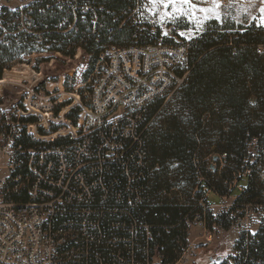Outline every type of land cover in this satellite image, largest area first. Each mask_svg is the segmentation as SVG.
Segmentation results:
<instances>
[{"label":"trees","instance_id":"16d2710c","mask_svg":"<svg viewBox=\"0 0 264 264\" xmlns=\"http://www.w3.org/2000/svg\"><path fill=\"white\" fill-rule=\"evenodd\" d=\"M133 3L134 0H36L30 16L34 27L43 33V39L38 41L22 35L19 42L0 44V92L14 80L38 81L43 73L27 64L12 66L22 62L24 55L43 48L51 54L70 58L78 50H84L90 55V72L106 46L157 43L159 32L152 34L142 29L141 35L135 37L137 26L130 20L122 24L127 16L124 11ZM84 4L91 7L85 20L81 17ZM74 7L78 17L71 28ZM95 12L98 22L93 24ZM65 19L67 23L60 27ZM169 41L165 43L173 42ZM261 45L264 46V26L255 22L248 26L236 27L226 22L222 25L217 19L211 20L190 41L188 60L178 69L180 76L186 74L184 81L167 101L162 96L148 105L140 129L143 144L135 142L124 160L109 162L102 173L101 167L94 172L104 177L108 198L104 205L100 204L105 191L102 187L96 189L97 210L92 219L100 224L102 232L91 229L96 236V241L90 244L92 252H99L103 257L120 253L127 261L117 264H131L132 256L144 262L158 246L163 262L175 263L190 244V223L196 214L204 213L200 205L204 196L200 177L212 193L222 197L233 195L235 181L244 183L245 189L237 194L229 208L216 215L212 210L206 211L207 227L211 231L214 226L229 229L236 219L246 216L249 203L264 206V50L259 51ZM79 102L75 100L76 104ZM48 104L52 107L50 99ZM63 105L66 104L54 108L55 114ZM68 108L62 110L59 118L50 113V118L43 123L48 126L51 120L65 122ZM78 113L79 108L70 110L67 120L76 125ZM20 121L36 123L38 118L28 116ZM68 126L50 137L72 133L69 128L76 130L73 125ZM57 127L51 129L56 131ZM9 129L1 117L0 132ZM39 131L46 133L42 127ZM31 132L41 137L37 129ZM67 140L59 137L43 142L28 134L26 125L19 130L15 147L21 164L16 174L21 175V180L15 182L13 177L6 184L8 200H28L32 181L29 151L60 145ZM135 148L144 153L142 164ZM215 155L217 160L213 159ZM218 162H224L222 170L211 166ZM15 184H18L17 191ZM137 195L141 199H136ZM133 226L136 235L132 234ZM122 236L129 241L117 243L115 239ZM235 249L242 251L235 264H264V224L255 233L242 232Z\"/></svg>","mask_w":264,"mask_h":264},{"label":"built area","instance_id":"2783aa9c","mask_svg":"<svg viewBox=\"0 0 264 264\" xmlns=\"http://www.w3.org/2000/svg\"><path fill=\"white\" fill-rule=\"evenodd\" d=\"M230 1L221 0V4ZM35 5L36 0H0V44L19 42L22 35L38 41L43 39V33L34 27L30 16ZM147 6V0H134L124 11L127 16L122 24L127 20L135 24V37L142 33ZM81 8V17L85 20L91 7L84 4ZM77 17L75 12L71 28ZM92 22H98L96 12ZM65 23L67 19L60 27ZM170 30L172 33L178 31L175 27ZM189 48L190 42L106 46L101 53L103 66L94 80L89 103L82 106L75 133L63 144L29 151L28 169L32 181L26 202L8 200L5 187L13 177L15 182L21 180V175L16 174L21 158L15 147L19 123L8 120L10 129L0 132V161L6 162L7 170L5 177L0 179V264H117L127 261L123 254L110 253L103 257L90 248L91 242L96 241L91 229L102 232L100 224L92 219L97 210L96 189L102 187L105 191L100 204L104 205L108 198L104 177L94 172L101 167L102 173L109 162L124 160L135 142L143 144L140 129L148 105L158 97L172 94L182 84L186 74L180 76L178 69L188 60ZM263 50L261 45L259 51ZM135 151L142 164L144 153L140 149ZM223 157L225 155L221 159ZM200 181L204 193L200 205L204 213L196 214L190 224L203 229L202 238H205L209 231L206 211L213 208L209 202L212 190L204 184L203 177ZM14 190H18V184L14 185ZM135 197L141 199L140 195ZM131 230L136 235L134 226ZM115 241L123 244L129 240L122 236ZM198 249L197 243L191 242L173 264H192ZM241 253V250L236 251L229 264H235ZM210 262L223 264L220 260ZM131 264L165 263L156 246L146 261L139 262L132 256Z\"/></svg>","mask_w":264,"mask_h":264},{"label":"rangeland","instance_id":"374dc122","mask_svg":"<svg viewBox=\"0 0 264 264\" xmlns=\"http://www.w3.org/2000/svg\"><path fill=\"white\" fill-rule=\"evenodd\" d=\"M16 2L18 3V1ZM147 2L148 6L144 11L146 22L143 25V29L152 34L159 32L157 42H170L169 40H173L171 43L190 42L206 29L207 24L211 20L215 19L214 17L210 18L199 26L194 20L183 15L178 16L175 20L165 17L162 21L159 15L160 11H163L162 6L155 12L149 11L148 9L151 8V5L149 0H147ZM192 2L197 4L198 7L209 6L210 4V0H192ZM229 4L231 7L228 6ZM261 6H264L262 5L261 0H232L228 4L222 5L220 9L221 19L218 21L220 24L226 22L227 24L236 27L248 26L252 22L261 25L260 17L264 16V13L260 12ZM168 10H171V6H169ZM196 15L200 17L203 16L199 11H197ZM171 27L177 28L178 31L172 33L170 30ZM181 32L190 34L191 38L189 39L187 35L181 36ZM165 33H167V35H165ZM21 61L22 62H16L12 68L16 64H27L31 69L41 72L43 75H40L36 82L34 80H14L3 93L0 92V119L1 117H4L6 123L8 120H11L16 124L19 123V125H17L19 130L26 125L27 133L32 135L35 139L42 140L43 142H51L59 137L69 138L71 134L75 133V130L72 128H69L68 130L72 133L59 134L53 137L50 136L67 129L69 127L68 124L76 127V125L67 120L66 114L72 109L79 108L77 122L79 121L80 113L83 112L82 106H87L89 103V94L94 80L98 71L103 66L101 55L97 60L94 69L90 72V55L84 50H78L76 55L73 58H70L61 54H51L49 51H46V48H43V51L24 55ZM87 72L89 73L85 78ZM68 94L72 97L67 98L66 95ZM47 97H49L52 102V107L50 108L48 107L49 99ZM170 97L171 94L166 96V101ZM75 100H80V102L76 104ZM61 104H66L63 105L62 110L69 106L64 115L65 122L51 120L48 122V126L44 124V120L50 118V113L54 117H60L62 110L58 114H55L54 108ZM28 116H36L38 122L24 124L20 121L21 118ZM53 126H58V130L53 131L51 129ZM40 127L45 130V134L40 133ZM36 129L43 138L31 132V130L36 132ZM47 136L50 138L44 139ZM5 165L6 162L4 160L0 161V179L5 177L7 172ZM211 166L213 168L217 166L219 167V170H222L224 162H218L216 164L212 163ZM232 187L235 188L236 191H234L231 197H225L223 199L217 194L211 193L209 202L213 206V214H220L229 208L234 202L237 194L243 192L245 189L244 183L242 184L238 181H235ZM250 204L251 203L247 206L249 210L245 217L236 219L232 226L227 230L214 226L212 231L209 230L207 232V238H202V235L204 234L203 229L190 225L188 237L189 243H204L202 246L203 249H201L202 247L198 249V254L194 259L193 264H211L210 260H220L222 263H230L233 257H235V244L242 232L246 231L255 233L264 224V206Z\"/></svg>","mask_w":264,"mask_h":264},{"label":"snow or ice","instance_id":"6c2138e0","mask_svg":"<svg viewBox=\"0 0 264 264\" xmlns=\"http://www.w3.org/2000/svg\"><path fill=\"white\" fill-rule=\"evenodd\" d=\"M149 3L151 8L148 10L153 12L162 6L163 11H160L159 13L160 19L162 21L165 19V17L175 20L178 18V16L183 15L191 20H194L199 26L202 25L204 21L213 17L217 20L221 19V0H210L209 6L204 7H198L197 4L192 2V0H149ZM261 3L264 5V0H261ZM169 6H171L170 11L168 10ZM228 6L231 7L230 4ZM197 11L202 13L203 16H197ZM260 12L264 13V6H261ZM260 20L261 26H264V16H261ZM165 35H167V33H165ZM180 35H187L189 39L191 38V35L185 32H181Z\"/></svg>","mask_w":264,"mask_h":264},{"label":"water","instance_id":"95a60500","mask_svg":"<svg viewBox=\"0 0 264 264\" xmlns=\"http://www.w3.org/2000/svg\"><path fill=\"white\" fill-rule=\"evenodd\" d=\"M213 159H214V160H217V159H218V155H215V156L213 157ZM203 245H204L203 242H200V243L197 244L198 247H202Z\"/></svg>","mask_w":264,"mask_h":264},{"label":"bare ground","instance_id":"6f19581e","mask_svg":"<svg viewBox=\"0 0 264 264\" xmlns=\"http://www.w3.org/2000/svg\"><path fill=\"white\" fill-rule=\"evenodd\" d=\"M221 197H222V196H221ZM193 263H194V262H193ZM193 263H192V264H193Z\"/></svg>","mask_w":264,"mask_h":264},{"label":"crops","instance_id":"0c3cea01","mask_svg":"<svg viewBox=\"0 0 264 264\" xmlns=\"http://www.w3.org/2000/svg\"><path fill=\"white\" fill-rule=\"evenodd\" d=\"M221 197V196H220Z\"/></svg>","mask_w":264,"mask_h":264}]
</instances>
